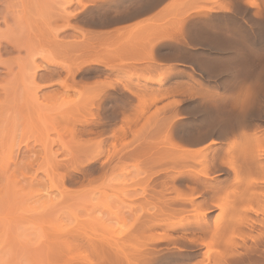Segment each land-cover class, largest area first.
I'll list each match as a JSON object with an SVG mask.
<instances>
[{
    "label": "rangeland",
    "instance_id": "374dc122",
    "mask_svg": "<svg viewBox=\"0 0 264 264\" xmlns=\"http://www.w3.org/2000/svg\"><path fill=\"white\" fill-rule=\"evenodd\" d=\"M193 2L0 0V264H264V0Z\"/></svg>",
    "mask_w": 264,
    "mask_h": 264
},
{
    "label": "crops",
    "instance_id": "0c3cea01",
    "mask_svg": "<svg viewBox=\"0 0 264 264\" xmlns=\"http://www.w3.org/2000/svg\"><path fill=\"white\" fill-rule=\"evenodd\" d=\"M180 3L181 0H113L105 10V17H108V20L104 24L108 26L106 30L113 32L143 31L137 28L148 25L160 17L180 15L175 12ZM245 4L246 0H221L222 8H216L215 14L230 13L238 17L243 16ZM189 5L192 9L195 5L193 0H189ZM195 14L193 12L190 15ZM206 63V60L202 61L203 66Z\"/></svg>",
    "mask_w": 264,
    "mask_h": 264
},
{
    "label": "bare ground",
    "instance_id": "6f19581e",
    "mask_svg": "<svg viewBox=\"0 0 264 264\" xmlns=\"http://www.w3.org/2000/svg\"><path fill=\"white\" fill-rule=\"evenodd\" d=\"M74 15V14H73ZM73 17L72 15H69V14H67V16H66V14H65V16H63V17H65L66 18V20H69V17ZM124 33V32H123ZM57 40V39H56ZM12 49H14V48H10V49H8V52L9 51H13ZM2 51H3V49L2 48H0V53H2ZM6 52V51H5ZM35 61L36 60H34V58L32 57L31 59H29L28 60V62L25 64V67H26V69H24V70H27V68H28V74L34 79V74H36V72L38 71V70H42L43 69V67H39L38 65L37 66H35ZM83 63H85V61H83ZM82 64V63H81ZM81 66L82 65H80V66H78L77 68L78 69H76V71H79V69L81 68ZM54 74V72L53 71H50V75H53ZM150 79H148L149 81H152V80H154L153 78L151 79V77H149ZM64 82H62L61 84H63ZM66 83V82H65ZM64 83V85H66ZM107 84V83H106ZM109 84V83H108ZM108 85H106V87H107ZM102 93H103V91H102ZM99 95V94H98ZM97 96V95H96ZM100 98V97H99ZM97 100H98V98H97ZM100 100V99H99ZM102 101V100H101ZM12 152V151H11ZM264 157V153L263 154H261V156H260V158H263ZM262 162V161H261ZM58 163V162H57ZM263 163V162H262ZM54 164V163H53ZM55 164H56V162H55ZM59 164V163H58ZM57 167V166H56ZM63 179V178H62ZM264 180V179H263ZM264 192V191H263ZM262 192V193H263ZM191 200V199H190ZM191 202V201H190ZM193 202V201H192ZM203 214V213H202ZM197 215H199V214H197ZM200 215H201V213H200ZM199 217V216H198ZM199 220V219H198ZM201 222V221H200ZM63 232V231H62ZM61 232V233H62ZM60 233V234H61ZM64 234L62 233V235H60V236H63ZM58 238V237H57ZM63 238H65L64 236L61 238V240L63 239ZM59 239V241H60V238H58ZM63 240H65V239H63ZM63 242V241H62ZM58 243V242H57ZM61 245H62V243H61ZM60 246V245H59ZM60 247H63V246H60ZM60 247H58L59 248V251L58 252H61L60 251ZM56 249H57V247H56ZM55 249V250H56ZM63 249V248H62ZM54 250V249H53ZM56 252H57V250H56ZM56 253L57 255L59 254V253ZM64 262V261H63Z\"/></svg>",
    "mask_w": 264,
    "mask_h": 264
}]
</instances>
